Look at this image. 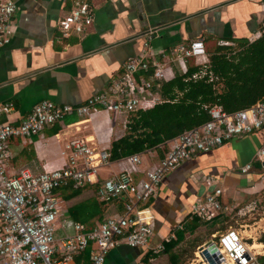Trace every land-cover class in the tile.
<instances>
[{"label":"crops","instance_id":"obj_1","mask_svg":"<svg viewBox=\"0 0 264 264\" xmlns=\"http://www.w3.org/2000/svg\"><path fill=\"white\" fill-rule=\"evenodd\" d=\"M1 1H12L17 9L10 44L0 49V105L13 104V111L0 118V125L20 123L42 101L73 107L81 105L117 78L125 62L141 54L148 42L145 34L150 30L156 32L149 42L150 53L166 52L201 39L209 61L220 47L219 42L230 43L232 46L225 48L236 50L233 42L257 40L264 25V0H94V21L86 35L63 37L57 23L69 14L78 0ZM172 69L177 68L172 66ZM215 83V91L221 93L223 84L218 79ZM129 117L114 118L105 112L88 119L72 115L45 128L31 140H13L6 172L17 175L29 171L37 175L44 170L61 168L66 159L65 146L72 139H86L96 149L110 151L112 143L126 134ZM55 128L59 131L52 135ZM228 143L181 164L162 180L159 194L153 199L157 203L168 193V188L190 196L189 202L182 200L183 207L176 212L173 232L165 230L162 240L153 236L148 248L118 246L108 254L104 264H143V258L152 254L150 249L171 236L175 240V233L184 230L193 220H197L200 227L203 222L190 219L188 212L202 183L197 179L202 175L221 178L223 203L231 212L247 199L250 205L264 203V172L253 160L264 146V129ZM162 156L159 149L145 152L141 169L157 163ZM249 164L250 172L241 174V169ZM124 168L120 160L112 162L111 166L99 170L97 180H106ZM171 177H175L172 182ZM83 188L71 199L65 198L69 190L67 193L65 188L57 191L61 202L55 232L57 240L74 234L64 228V221L91 229L122 211L121 204L102 206L95 197L96 185ZM96 210L99 214L95 215ZM72 211H75L73 215ZM187 235L191 234L186 233L185 238ZM90 254L91 249H85L74 256L71 264H89ZM162 256L169 255H157L149 259V263L160 264Z\"/></svg>","mask_w":264,"mask_h":264},{"label":"built area","instance_id":"obj_2","mask_svg":"<svg viewBox=\"0 0 264 264\" xmlns=\"http://www.w3.org/2000/svg\"><path fill=\"white\" fill-rule=\"evenodd\" d=\"M94 0H78L69 14L57 23L63 37H84L94 21ZM16 4L0 0V49L10 44ZM156 32L145 34L147 41L141 54L122 65L120 75L104 90L79 106L57 105L49 101L36 104L18 124L0 125V264H71L74 256L90 248L89 264H104L108 254L118 246L148 248L154 236L155 222L148 205L155 199L164 177L181 164L210 153L228 142L264 129V102L227 114L221 107H204L210 120L185 131L158 147L162 158L142 170L145 153L121 159L125 168L106 180H97L100 169L111 166L110 151L98 150L86 139H72L65 146V162L61 168L44 170L33 175L22 171L8 175L10 143L28 141L47 127L61 123L67 116L88 119L105 112L112 117L133 116L165 102L161 86L176 75L185 76L191 66L198 71L186 81L204 77L209 83L217 78L209 72V61L203 40L177 45L168 51L150 53L149 42ZM264 34V25L257 37ZM220 47L232 44L219 42ZM193 61V64H189ZM175 66L177 69H172ZM13 111V104L0 105V118ZM254 162L264 172V146L254 156ZM251 164L241 169L248 174ZM199 192L188 212L190 219L211 223L231 212L223 203L220 180L204 176ZM96 185L95 197L100 204H121L122 211L87 229L79 223L64 221L73 235L57 240L56 224L60 217L57 191L71 187L80 189ZM179 229V228H178ZM171 236L165 242H169ZM217 253L209 248H197V264H264L258 260L264 254L250 251L241 234L228 228L210 236ZM207 242V243H208ZM151 250V256L164 252L161 243Z\"/></svg>","mask_w":264,"mask_h":264},{"label":"trees","instance_id":"obj_3","mask_svg":"<svg viewBox=\"0 0 264 264\" xmlns=\"http://www.w3.org/2000/svg\"><path fill=\"white\" fill-rule=\"evenodd\" d=\"M233 43H236V50L218 47L209 57V72L223 84L221 93L215 91L216 83H209L207 77L186 81L198 71L197 67L191 66L185 76L176 75L172 81L161 86L164 103L129 117L126 134L112 143L111 161L158 150L165 142L206 123L210 116L204 107L219 106L230 114L257 102H264V34L251 43L248 40ZM58 131L59 128H55L52 135ZM64 190L65 193L70 191L66 199L74 198L82 192V189L73 190L71 187ZM74 213L72 211V215ZM97 213L99 211L96 210L95 215ZM72 218L77 220L76 217ZM221 218H216L212 223L219 222ZM198 227V221L193 220L184 230L175 233V240L163 242L162 254L169 255L171 264H177L172 250L184 241L186 233L192 234ZM155 257L147 254L142 263L150 264L149 259ZM260 261L264 263V258H260Z\"/></svg>","mask_w":264,"mask_h":264},{"label":"rangeland","instance_id":"obj_4","mask_svg":"<svg viewBox=\"0 0 264 264\" xmlns=\"http://www.w3.org/2000/svg\"><path fill=\"white\" fill-rule=\"evenodd\" d=\"M189 64H193V61H190ZM168 175H170V173L166 176ZM171 178L170 182L175 179V177ZM216 179L219 180L221 178L216 176ZM178 181H180V179H178ZM184 199H186L187 202L190 201L188 193L183 195V193L179 194V192L168 188V193L161 198L158 203L154 200L150 201L148 207L154 217V222H156L154 237L157 235L161 237L160 239L162 240V236H165V230L168 229V232H173L175 230L176 226L173 224L174 217L176 216L177 210L182 209V200L184 201ZM249 201L250 199H247L246 202L240 203L228 217L221 218L219 222L211 224L201 223L195 233L187 235L184 242L173 251L177 256V264H197L194 261L196 260L194 254L197 252V248L207 243L212 233H222L228 228L238 231L247 245L253 243L264 245V203L258 205L254 202L250 205L247 204ZM258 253L264 254V248L259 249ZM258 261L262 263L260 258ZM160 264H171L169 256H162Z\"/></svg>","mask_w":264,"mask_h":264},{"label":"bare ground","instance_id":"obj_5","mask_svg":"<svg viewBox=\"0 0 264 264\" xmlns=\"http://www.w3.org/2000/svg\"><path fill=\"white\" fill-rule=\"evenodd\" d=\"M66 136V135H65ZM64 137V136H63ZM250 251H255L256 254H259V249L264 248V245L253 243L251 245H248Z\"/></svg>","mask_w":264,"mask_h":264},{"label":"water","instance_id":"obj_6","mask_svg":"<svg viewBox=\"0 0 264 264\" xmlns=\"http://www.w3.org/2000/svg\"><path fill=\"white\" fill-rule=\"evenodd\" d=\"M204 176L202 175V178H203ZM202 178H198L197 180L199 181L200 180V182L202 181ZM203 247H205V248H209V250H210V252L212 253V254H216L217 253V250H216V248L211 244V242H208V243H206Z\"/></svg>","mask_w":264,"mask_h":264}]
</instances>
